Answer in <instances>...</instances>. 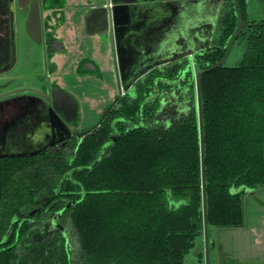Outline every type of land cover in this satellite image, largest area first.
Returning a JSON list of instances; mask_svg holds the SVG:
<instances>
[{
    "label": "trees",
    "instance_id": "trees-1",
    "mask_svg": "<svg viewBox=\"0 0 264 264\" xmlns=\"http://www.w3.org/2000/svg\"><path fill=\"white\" fill-rule=\"evenodd\" d=\"M225 22L223 43L236 28V19ZM242 36L248 42L240 63L200 80L209 229L242 228L245 195L264 188V17ZM223 52H214L209 66ZM139 101H122L114 117L138 125ZM195 101L191 90L188 98L180 94L145 109L140 128L118 123L117 141L94 167L110 140V120L85 131L71 156L3 167L0 237L15 213L29 211L34 195L57 187L72 203L66 216L76 239L66 243L56 233L51 243L34 246L36 230L26 224L17 240L13 234L5 243L16 240L0 252V264H185L204 220Z\"/></svg>",
    "mask_w": 264,
    "mask_h": 264
},
{
    "label": "flooded vegetation",
    "instance_id": "flooded-vegetation-1",
    "mask_svg": "<svg viewBox=\"0 0 264 264\" xmlns=\"http://www.w3.org/2000/svg\"><path fill=\"white\" fill-rule=\"evenodd\" d=\"M89 1L81 0L76 6L77 11L92 4L103 9L115 4L125 7L138 5L128 10L125 8L127 18L124 21L120 13L117 15L116 35L120 65L112 55L111 47L106 49L99 38L94 36L103 56L97 63L99 67L108 68L113 74L118 71L129 77L148 70L127 92L115 98L101 115L100 121L103 119L112 122L120 118L113 114L122 101L131 104L140 99L139 107L146 102L145 110L153 105H160L164 99L177 98L180 94H187L188 98L191 90L196 100L190 70L193 69L195 75L207 69L208 60L214 52L221 49L225 52L228 41L225 44L222 42V33L227 18L236 19V28L238 25L234 0H91L93 3L90 4ZM36 2L41 27L38 35L35 17L31 15ZM238 3L242 19L252 26L246 13V0H238ZM63 10V0H0V170L20 160L42 161L46 155H53L60 160L67 155L71 156L84 138V132L74 134L70 130L71 136L65 143L51 145L57 138L51 137L52 133L46 131L48 126L42 123L45 120L35 108L42 105L37 99V94H41L50 99L51 107L63 121L76 120L78 117V103L59 84L57 77L53 76L56 70L53 58L56 54L66 53V49L62 41L46 33L49 25L46 18L55 16L58 21L63 20ZM105 26L106 34L109 35L111 26L113 27L112 21L109 20ZM248 27H244V30ZM99 30L104 29L100 27ZM20 37L25 55L23 68L20 65ZM39 48L43 50L41 61L37 56ZM189 53L190 55L180 59L165 62ZM190 62L192 66L189 71L182 74ZM35 63L42 64L44 70L41 71L40 65L35 66ZM82 64L79 62L76 70ZM164 81L169 84L163 83ZM142 116L143 122L144 111ZM138 117L140 122V108ZM56 134L60 136L62 133ZM59 190L54 187L50 192H38L33 197L29 211L19 217L17 213L13 215L3 237H0V252L16 244L19 232L26 224L30 225L31 230H36L32 234L34 246L51 243L56 233L66 243L69 241L72 229L68 226L66 211L72 203ZM13 234L16 235V240L5 244L12 239Z\"/></svg>",
    "mask_w": 264,
    "mask_h": 264
},
{
    "label": "water",
    "instance_id": "water-1",
    "mask_svg": "<svg viewBox=\"0 0 264 264\" xmlns=\"http://www.w3.org/2000/svg\"><path fill=\"white\" fill-rule=\"evenodd\" d=\"M235 4H236V8H237V14H238V25L237 28L235 30V32H233V35L230 37V39L228 40L227 44H226V48H225V52L222 56V58L215 63L214 65L210 66L207 69H204L202 71H199L198 73H196L194 75L193 69L190 70L191 76H192V83H194L195 86V93H196V109H197V114H198V125H199V137H200V157H201V173H202V202H203V216H204V220H203V239H204V257H205V264H211L210 261V253L213 250L214 247V242L213 240L210 239V234H209V227H208V223H207V219H206V205H207V201H206V189H205V154H204V139H203V115H202V101H201V89H200V80L202 75H204L205 73L216 69L220 66H222L224 64V62L226 61L235 41L241 36V34L244 31V27H248L251 26L249 24H246L244 22V20L242 19V14H241V10H240V6L238 3V0H234ZM37 5H34L35 7H33L32 13L31 15H33V17H35V28H36V34H40V18H39V6L38 3L36 2ZM127 10L132 8V7H138V5H131V6H126ZM124 5H119V4H115L111 7H108L107 9H103L100 6H96V5H90V6H85L84 8V12L81 16V20L83 22V30H84V34L86 36H96L99 38L101 44L106 47V49L110 46L111 47V51H112V55L115 56V58L117 59V63L120 65L121 64V59H120V55H119V51H118V40H117V35H116V19H117V15L118 13H120V17L121 19L124 21V19L127 18V13L125 12V8ZM124 11V12H121ZM80 10L77 11V15L78 12ZM112 21L113 27L111 26L110 29V33L109 35L106 34V26L105 24L108 21ZM103 28L104 30H99V28ZM12 34V47L14 48V41H13V32ZM189 54H184L181 55L179 57H174L170 60H166L165 62H170L176 59H180L182 57H185ZM189 57V56H188ZM188 60H191L190 58H188ZM164 63V62H162ZM191 62L188 68H186V70H184L182 72V74H186L189 71V68L191 67ZM7 71V70H6ZM148 70H145L144 72H141L137 75H134L132 77H129L128 75H124L122 73H118V71H116V73H114L115 79L117 81L118 84V88H119V95L121 93H125L127 92L131 86L136 83V81L138 79H140ZM157 80H155L156 83ZM166 84H169V82H163ZM37 99H39L42 102V105L40 104L39 106H36V111L38 113V115L45 121H41L44 125L48 126V129H46V131H49L52 133L51 137H56L57 140L55 142H52L51 145L54 144H58V143H65V141L71 136V131L70 129L67 127V125L65 124V122L56 114V112L54 111V109L51 107L50 105V99L48 97H44L41 94H37ZM146 104V102H143L142 106L140 107V116H141V121L139 122L138 125L133 124L130 120H127L125 118H117L115 120L112 121L111 124V129H112V133L110 135V140L109 142H107L106 144H104V146H102L101 151L98 155V157L96 158V160L91 164L90 167H94L95 165H97L100 160L102 159V156L105 152V149L107 148V146H109L110 144H113L117 141L118 137H119V133L118 130L116 128V125L120 122H123L125 124H127L130 128H140L142 127V119H143V111H144V105ZM62 133L60 136H58V134L56 133ZM57 135V136H56ZM90 167H86L84 169H88ZM201 248L200 247H196L193 250V255L194 256H198V254L200 253Z\"/></svg>",
    "mask_w": 264,
    "mask_h": 264
},
{
    "label": "rangeland",
    "instance_id": "rangeland-1",
    "mask_svg": "<svg viewBox=\"0 0 264 264\" xmlns=\"http://www.w3.org/2000/svg\"><path fill=\"white\" fill-rule=\"evenodd\" d=\"M80 1L81 0H63L64 9H66L69 13V17L74 15L73 13H77L76 6L80 3ZM90 3H93V1L90 0L89 4ZM246 4L248 20L259 22L264 17V0H246ZM83 12V9H80L78 12L79 19H81ZM96 41L98 40L95 38L94 40L87 38L84 35V32L81 31V33L76 35V38L74 37L73 41H70L72 44V51H69L70 59L68 60L66 54L63 55V57L65 56V60L67 62L63 67L65 71L69 69L68 71L71 72L70 68H72L73 61L76 59H80L79 61L83 63L76 75L71 74L70 77L64 78V84H66L65 90L71 93L78 103L77 119L64 120L67 127L74 134L83 133L97 125L100 121L101 115L119 95V88L114 74L110 72L108 68L99 67L97 64L103 56L101 55L97 45L95 46L93 44ZM247 42L248 41L245 36H240L235 41L226 61L224 62V66L235 68V66L240 63L246 51ZM19 44L21 56L20 65L23 68L25 65V55L22 51L23 41L21 40V37L19 39ZM37 51L39 52L37 56L41 61L43 58V50L39 48ZM56 55L54 56V60L59 61V54ZM35 59L38 61L37 58ZM36 64L37 63H35V66L39 63L37 65ZM39 65L41 71L44 70V66L42 64ZM196 71H198V69ZM71 237L73 240L76 239L75 235H71ZM74 245H76V243ZM201 254L205 264L204 252H201ZM197 260L198 256L193 255V250L185 257L186 264H190V261L196 262Z\"/></svg>",
    "mask_w": 264,
    "mask_h": 264
},
{
    "label": "crops",
    "instance_id": "crops-1",
    "mask_svg": "<svg viewBox=\"0 0 264 264\" xmlns=\"http://www.w3.org/2000/svg\"><path fill=\"white\" fill-rule=\"evenodd\" d=\"M73 14L69 17V13L64 9L63 20L58 21L55 16L46 18L49 24L46 33L62 41L63 47L67 51L64 54L68 60L70 59L69 51H72L70 41H73L74 37L76 38V35L81 31L84 32L82 20L78 18L77 13ZM86 37L93 40L95 38ZM96 43L97 41L93 44L96 46ZM64 54L58 55L59 61L53 58L52 62L56 65L53 76H56L59 84L66 88L64 78L70 77L71 74L76 75L79 71L76 70V67L81 61L76 59L70 68L71 72L68 71L69 69L65 71L63 67L67 62L65 56L63 57ZM69 94L72 96L71 93ZM72 98L74 97L72 96ZM242 209L244 210V226L242 228L209 229L210 239L214 242L213 250L210 253L211 264H264V188L245 195ZM196 247L201 248L198 260L196 262L190 261V264H204L201 254L204 252L203 233L196 239L194 249Z\"/></svg>",
    "mask_w": 264,
    "mask_h": 264
}]
</instances>
